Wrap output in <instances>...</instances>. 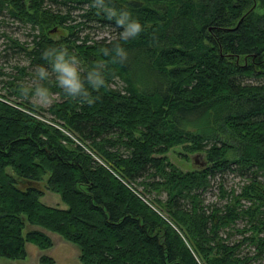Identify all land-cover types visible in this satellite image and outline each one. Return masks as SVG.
I'll return each instance as SVG.
<instances>
[{
    "label": "trees",
    "instance_id": "obj_1",
    "mask_svg": "<svg viewBox=\"0 0 264 264\" xmlns=\"http://www.w3.org/2000/svg\"><path fill=\"white\" fill-rule=\"evenodd\" d=\"M248 6L0 0L38 32L24 49L34 92L59 96L47 113L22 85H10L21 101L0 98V258L24 260L27 243L52 248L47 232L76 245L82 264H251L264 255V14ZM124 13L142 26L135 38H121ZM91 24L112 37L92 40ZM60 52L75 57L91 105L59 86ZM89 73L103 85L93 88ZM180 145L206 165L179 170L164 155ZM226 176L237 187L227 189ZM45 191L67 208L42 203Z\"/></svg>",
    "mask_w": 264,
    "mask_h": 264
},
{
    "label": "rangeland",
    "instance_id": "obj_2",
    "mask_svg": "<svg viewBox=\"0 0 264 264\" xmlns=\"http://www.w3.org/2000/svg\"><path fill=\"white\" fill-rule=\"evenodd\" d=\"M254 9V14L260 16L264 14V1L263 0H249V10ZM77 12V11H76ZM76 14V13H74ZM112 29L110 27L101 26L100 24H91V29H86L85 33H89L92 40H100L102 38H111ZM38 33L36 30L33 31L30 25L19 22L14 19L10 13L5 10H0V98H3L12 103H17L22 99L13 96L10 85L13 86L22 85L23 88L29 89L31 93L29 96L25 95V98L29 99V102L36 104L45 113L50 105L59 100V96L46 90L41 95L38 91L34 92V85L39 82V79L34 73V69L28 68L29 61L25 56L24 49H31L33 41V33ZM54 39L59 38L56 34L53 36ZM264 61V58H258L257 61ZM241 63L245 62V59H240ZM249 62V60H248ZM22 68L26 70L21 71ZM117 88H122L123 83L118 81L115 84ZM49 120V119H47ZM46 121V120H45ZM63 134L69 138L76 140V137L72 135L67 129L58 127ZM196 153L188 152L184 145L176 146L171 148L164 156L174 164L182 172L193 171L196 166L201 165L204 161L202 155L197 159L198 164L195 165L194 160ZM231 158V155H229ZM11 173V170H7ZM46 179V178H45ZM225 186L227 189L235 186L237 187L239 183V178H233L231 176H226ZM215 192V191H213ZM218 197L214 193H208L206 196V202H215ZM224 202V201H223ZM42 203L47 206L57 207L60 209H65L66 205L61 201L58 194L45 191L44 197L42 198ZM157 207V206H156ZM155 207V208H156ZM160 210L159 207L156 208ZM36 228V227H33ZM32 229L28 227L26 230ZM38 229V228H36ZM24 231V233L26 232ZM53 241V247L47 250H41L37 246L27 243L26 252L27 257L24 260H9L5 258L0 259V264H45L41 262L43 256L53 260L52 264H82L79 260L80 251L78 247L70 242L65 241L61 236L47 232ZM251 254L254 255V249L251 247ZM251 264H264V255L258 259H253Z\"/></svg>",
    "mask_w": 264,
    "mask_h": 264
},
{
    "label": "clouds",
    "instance_id": "obj_3",
    "mask_svg": "<svg viewBox=\"0 0 264 264\" xmlns=\"http://www.w3.org/2000/svg\"><path fill=\"white\" fill-rule=\"evenodd\" d=\"M128 14H122L121 18L117 21V24L120 26H124V31L121 33V38L124 40H128L130 38H135L139 35V33L143 30L141 24L138 21L127 22ZM117 54L119 56V62H123L127 58V53L121 48L119 45L115 46ZM50 53H45V57L47 58ZM116 58H114L115 60ZM75 57L71 60H65V53L60 52L56 63L53 65V70L55 73H58L57 80L59 86L67 93L70 97H82L89 105L94 103V100L89 98V94L84 88V85L80 79L78 74V70L76 67V63H74ZM39 73L43 77L45 76V71L43 68H39ZM88 82L92 85L93 88H99L103 85L104 81L99 77L98 74L89 73L88 74ZM46 90H38V93L41 95Z\"/></svg>",
    "mask_w": 264,
    "mask_h": 264
},
{
    "label": "water",
    "instance_id": "obj_4",
    "mask_svg": "<svg viewBox=\"0 0 264 264\" xmlns=\"http://www.w3.org/2000/svg\"><path fill=\"white\" fill-rule=\"evenodd\" d=\"M53 31H54V30H53ZM199 155L201 156L202 154H197V155L195 156V159H196V158H199V157H200ZM202 157H203V155H202ZM194 162H196V163H194L195 165L198 164L197 159L194 160ZM204 165H206L205 161H203V163H202L201 165H199V166L197 165L196 168H201V167L204 166Z\"/></svg>",
    "mask_w": 264,
    "mask_h": 264
},
{
    "label": "crops",
    "instance_id": "obj_5",
    "mask_svg": "<svg viewBox=\"0 0 264 264\" xmlns=\"http://www.w3.org/2000/svg\"><path fill=\"white\" fill-rule=\"evenodd\" d=\"M42 198H43V197H42ZM42 198H41V202H42ZM66 208H67V207H66ZM66 208H65V209H66ZM26 257H27V256H26ZM0 259H1V258H0Z\"/></svg>",
    "mask_w": 264,
    "mask_h": 264
}]
</instances>
